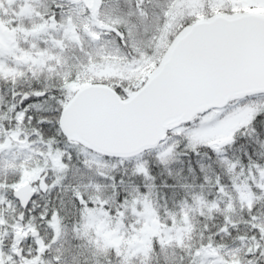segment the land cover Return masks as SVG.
I'll return each mask as SVG.
<instances>
[{
  "label": "snow or ice",
  "instance_id": "snow-or-ice-1",
  "mask_svg": "<svg viewBox=\"0 0 264 264\" xmlns=\"http://www.w3.org/2000/svg\"><path fill=\"white\" fill-rule=\"evenodd\" d=\"M0 264H264V0H0Z\"/></svg>",
  "mask_w": 264,
  "mask_h": 264
}]
</instances>
